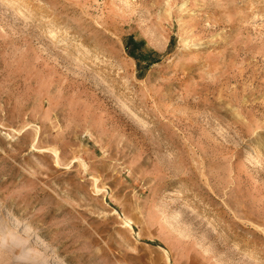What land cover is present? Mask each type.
Listing matches in <instances>:
<instances>
[{
    "label": "rangeland",
    "instance_id": "obj_1",
    "mask_svg": "<svg viewBox=\"0 0 264 264\" xmlns=\"http://www.w3.org/2000/svg\"><path fill=\"white\" fill-rule=\"evenodd\" d=\"M0 264H264V0H0Z\"/></svg>",
    "mask_w": 264,
    "mask_h": 264
},
{
    "label": "bare ground",
    "instance_id": "obj_2",
    "mask_svg": "<svg viewBox=\"0 0 264 264\" xmlns=\"http://www.w3.org/2000/svg\"><path fill=\"white\" fill-rule=\"evenodd\" d=\"M55 155V154H54ZM56 157H58L57 155H56Z\"/></svg>",
    "mask_w": 264,
    "mask_h": 264
}]
</instances>
